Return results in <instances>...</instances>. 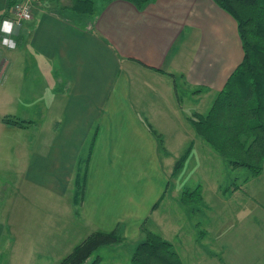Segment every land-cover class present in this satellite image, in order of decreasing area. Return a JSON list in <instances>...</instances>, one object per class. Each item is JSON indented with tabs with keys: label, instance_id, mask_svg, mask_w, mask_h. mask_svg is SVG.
Listing matches in <instances>:
<instances>
[{
	"label": "crops",
	"instance_id": "0c3cea01",
	"mask_svg": "<svg viewBox=\"0 0 264 264\" xmlns=\"http://www.w3.org/2000/svg\"><path fill=\"white\" fill-rule=\"evenodd\" d=\"M13 1L2 0L0 22ZM77 1L36 0L16 47L0 46V253L8 245L18 260L9 264H30L23 257L50 244L30 230L33 240L29 224L47 219L65 231L74 217L136 246L153 223L183 264H264V162L244 179L249 193L237 182L224 188L250 203L214 247L200 243L203 232L178 250L175 242L178 210L190 211L171 183L166 131L180 122L178 137L196 136L178 85L211 106L243 58L234 18L214 0H90L91 12ZM186 241L204 258L188 256Z\"/></svg>",
	"mask_w": 264,
	"mask_h": 264
},
{
	"label": "trees",
	"instance_id": "16d2710c",
	"mask_svg": "<svg viewBox=\"0 0 264 264\" xmlns=\"http://www.w3.org/2000/svg\"><path fill=\"white\" fill-rule=\"evenodd\" d=\"M141 8L151 0H130ZM237 23L243 58L232 71L224 87L216 94L206 113L190 116L198 134L233 166L250 168L252 174L262 169L264 161V0H214ZM81 12H91L90 0L74 5ZM18 121L16 123H21ZM183 155L174 170L182 165ZM195 193L189 192L188 200ZM118 230H96L88 234L57 264H83L103 245L121 242ZM132 264H183L172 244L161 235L147 231L135 247ZM90 264H101L95 258Z\"/></svg>",
	"mask_w": 264,
	"mask_h": 264
},
{
	"label": "rangeland",
	"instance_id": "374dc122",
	"mask_svg": "<svg viewBox=\"0 0 264 264\" xmlns=\"http://www.w3.org/2000/svg\"><path fill=\"white\" fill-rule=\"evenodd\" d=\"M1 6H2V0H0V7ZM199 92H201V90L199 89L194 90L192 92V90L188 89L187 87L183 88V85L179 82L178 85L179 100L184 104L183 106L185 108L184 113L186 112L189 114L188 119L190 118V116H193V113L196 112L206 113L205 111H207L210 108L209 106H207L206 103H203L202 105L201 104L202 102L199 103V105H197L200 97ZM200 101H203V98ZM189 105L192 106L188 108ZM193 106L196 109L194 111L192 110ZM189 123L191 124V122ZM178 124H180V122H177V125ZM177 125L176 124L174 125L175 129L169 127V130L166 131L167 133L166 137L169 140V144L168 146L167 145L166 146L169 148L170 152L174 155V159L172 161L173 166H170V168L175 167V163L177 162V160L180 159L183 155H185L182 165L179 167L177 171L178 173L176 174L175 178L171 179V183L175 185V186L173 185V188H176V198L182 199L183 195H185L187 199L188 197L186 193H189L191 191L193 192L197 191L198 193H201L204 202L209 207L208 209H205V207L203 206V202L199 200L200 198L195 200V198L197 197L195 193H193L188 200H184V202L187 204L185 205L184 203L183 206L185 207L183 208L181 207V209L183 210L184 208H186L190 212L188 213L185 212L184 211L185 209L183 211L178 210L179 224L178 227L174 230V233L179 234L182 240L175 239V242H179L176 244V250L182 248L181 247L183 245L182 241L185 242V240L189 238L191 234L193 235V233H195L194 235H199L201 237L202 232H203L202 238L199 239L200 243L202 244L205 243L207 247L209 246V248H211L216 245V241L221 234L222 236L225 235V229L227 230V228H229L232 220L234 218L235 220H238L241 216L244 215L250 203L248 202L245 205L247 200H244L242 201L241 204L240 201H236L237 198H235V196L232 195L230 191H228V188L226 190L224 188L228 187V185L231 183L236 184L237 182L238 188L242 187L244 191L249 193L247 186L244 185V179L249 180L250 175L252 173L249 170L250 168L233 166L228 161V159H226L224 156L219 154L208 143H206L204 139H202L198 134H196L194 139L187 138L186 140L184 139L183 141V139L177 136L178 135L176 129ZM172 137L173 139L170 141V138ZM200 139L203 141V143L199 142ZM162 146L163 148L165 147V145L161 143L160 147ZM165 148H164V153L167 152ZM182 186H185L187 189L184 190L179 196L178 194L179 190H177V188L179 187L181 188ZM217 186H221L222 189H224V191L219 193L218 189L214 190L213 188ZM170 194H172V192H170ZM240 197L241 196L239 195V198ZM167 198H169V192L167 193ZM66 199L69 201V197H67ZM178 201L182 202V200H178ZM193 208L199 209L201 213L198 210L192 212ZM148 225L149 224L147 223L146 229H148ZM65 226H66L65 231H62L61 228L59 229L57 222H50L47 221V219H44L42 222H35L33 224H29L28 234L30 233V230H32L33 234L38 235V237L42 242H45L46 240L45 243L48 245L50 244L49 245L50 247L43 246L45 252L40 251V249L38 251V249L35 247L34 255L29 256L28 258L26 256L23 257L25 258L24 263L57 264L68 252H70L74 248V246H76L88 234L91 233L88 232L89 226H85L80 218L73 217L69 221V223L65 224ZM194 227H196L195 228L196 231L193 230ZM152 228H153V232L156 233V229L153 223H152ZM40 233L45 234L46 239L44 241L43 238L41 237L42 234ZM33 234H29V236H31L33 240L37 239L36 237L33 236ZM3 239L1 240L2 242L5 241V239L4 240ZM169 242L172 243V241ZM36 243L38 245V241L34 242L35 246ZM4 244L5 242L3 243V246ZM192 244L191 242L186 241L188 256L192 255L191 257L197 256L200 257V259H203L204 256L202 254H199L202 253L201 249L196 247L197 243L195 245V248L193 247ZM172 246H174L173 243ZM135 247H136V242L129 240V238L124 239L123 241L116 244L103 245L99 247L96 251H94L83 264H90L96 258V254L101 255L103 259L102 264H132L131 256ZM203 248H204L203 252H205L207 248L206 249L205 247ZM221 251L222 250L220 249L219 252ZM7 252H9L8 245H6L4 248L2 247V252L0 253V264H9V261L11 259H12L11 262L18 261L15 258V256H9ZM193 252L196 253L194 254V256H193ZM244 257L247 256L245 255Z\"/></svg>",
	"mask_w": 264,
	"mask_h": 264
},
{
	"label": "built area",
	"instance_id": "2783aa9c",
	"mask_svg": "<svg viewBox=\"0 0 264 264\" xmlns=\"http://www.w3.org/2000/svg\"><path fill=\"white\" fill-rule=\"evenodd\" d=\"M36 0H14L9 7L7 17L1 19L0 22V46L5 48H15L16 40L14 39L15 31L20 28L25 22L31 20L33 16V4ZM11 22V31L6 30L4 21ZM7 38V42H5Z\"/></svg>",
	"mask_w": 264,
	"mask_h": 264
},
{
	"label": "clouds",
	"instance_id": "9594fccd",
	"mask_svg": "<svg viewBox=\"0 0 264 264\" xmlns=\"http://www.w3.org/2000/svg\"><path fill=\"white\" fill-rule=\"evenodd\" d=\"M4 25L6 26L7 31H11V22L10 21L5 20ZM5 42H7V38H5Z\"/></svg>",
	"mask_w": 264,
	"mask_h": 264
}]
</instances>
